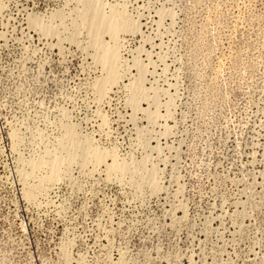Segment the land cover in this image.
Listing matches in <instances>:
<instances>
[{
	"label": "rangeland",
	"instance_id": "rangeland-1",
	"mask_svg": "<svg viewBox=\"0 0 264 264\" xmlns=\"http://www.w3.org/2000/svg\"><path fill=\"white\" fill-rule=\"evenodd\" d=\"M0 264H264V0H0Z\"/></svg>",
	"mask_w": 264,
	"mask_h": 264
},
{
	"label": "bare ground",
	"instance_id": "bare-ground-1",
	"mask_svg": "<svg viewBox=\"0 0 264 264\" xmlns=\"http://www.w3.org/2000/svg\"><path fill=\"white\" fill-rule=\"evenodd\" d=\"M91 7H92V6H91ZM92 10H93V9H92ZM95 10H96V9H95ZM96 11H97V10H96ZM117 18H118V19H117ZM117 18L115 19V21L117 20V24H118V25H117V24H116V25H117V26H120L121 28H125V27H126L125 25L127 24V23H126V18H125L123 15H121L120 17H117ZM96 19H98V18H96ZM96 19H95V20H96ZM92 21H94V20H92ZM100 21H101V20H99V22H100ZM96 22H97V21H96ZM93 23H94V22H92L91 24H93ZM103 23H104V22H103ZM103 23H101V24H103ZM91 24H90V26H91ZM94 24H95V23H94ZM101 24H100V25H101ZM114 24H115V23H114ZM36 25H37V24H36ZM96 25H97V24H96ZM104 25H105V24H104ZM104 25H103V27H104ZM112 25H113V24H112ZM101 26H102V25H101ZM114 26H115V25H114ZM114 26H113V28H114ZM94 27H95V26H94ZM96 27H98V26H96ZM98 28H99V27H98ZM98 28H97V29H98ZM100 28H101V27H100ZM115 28H118V27L115 26ZM121 28H120V29H121ZM91 29H92V28H91ZM95 29H96V28H95ZM95 29H94V31H95ZM100 30H101V29H100ZM114 30H115V29H114ZM115 31H116V30H115ZM91 32H92V31H91ZM95 32H96V31H95ZM95 32H92V33L95 34ZM99 32H100V31H97L98 34H99ZM100 34H101V32H100ZM96 35H97V34H96ZM111 55H112V54H111ZM70 135H71V134H70ZM72 135H73V132H72ZM67 137H69V136H67ZM71 137H72V136H71ZM73 140L75 141V138H74V137H73ZM78 140H79V139H78ZM66 142H67V141H66ZM78 142H79V141H78ZM72 143H74V142H72ZM70 144H71V143H70ZM80 144H81V143H80ZM74 145H75V144H74ZM67 146H68V145H67ZM72 151H73V150H72ZM89 152H90V150H89ZM89 152H88V153H89ZM72 153H73V152H72ZM86 154H87V153H86ZM99 158H100V157H99ZM40 165H42V164H40ZM42 166H43V165H42ZM38 167H39V166H38ZM118 167H119V166H118ZM41 168H42V167H41ZM53 170H54V169H53ZM55 170H56V169H55ZM55 174H56V173H55ZM55 174H54V175H55ZM52 176H53V175H52Z\"/></svg>",
	"mask_w": 264,
	"mask_h": 264
}]
</instances>
